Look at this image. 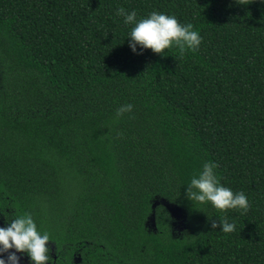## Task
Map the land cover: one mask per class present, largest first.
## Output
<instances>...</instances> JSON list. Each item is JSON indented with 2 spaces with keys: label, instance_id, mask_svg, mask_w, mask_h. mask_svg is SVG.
<instances>
[{
  "label": "trees",
  "instance_id": "1",
  "mask_svg": "<svg viewBox=\"0 0 264 264\" xmlns=\"http://www.w3.org/2000/svg\"><path fill=\"white\" fill-rule=\"evenodd\" d=\"M117 7L175 15L201 44L135 54ZM205 161L247 212L191 206ZM3 208L33 214L53 264H264V3L0 0ZM218 217L235 230L210 232Z\"/></svg>",
  "mask_w": 264,
  "mask_h": 264
},
{
  "label": "clouds",
  "instance_id": "2",
  "mask_svg": "<svg viewBox=\"0 0 264 264\" xmlns=\"http://www.w3.org/2000/svg\"><path fill=\"white\" fill-rule=\"evenodd\" d=\"M261 2L264 3V0ZM116 15L122 17L125 26L131 25V30L127 33L128 47L135 54L145 49L163 54V50L175 48L179 55L183 56L186 52L196 51L201 44L202 37L194 29L193 24H182L175 15L152 11L145 17L137 19L134 9L126 11L123 7H117ZM132 109L131 103L122 104L116 109L115 117L130 113ZM217 167L215 162L205 161L199 171L184 185L185 198L191 206L210 205L218 212L227 210L247 212L249 208L247 196L243 192H233L232 189L223 186L216 172ZM4 209L0 215L5 217L7 215L8 218H5V226L0 227V264H19L18 253L25 254L31 264H53L46 243L52 240L47 231L38 230L33 214L23 212L9 216ZM159 214L168 218V213L163 207H159ZM218 221L219 223L216 220L210 221V232H215L211 230L217 228L219 233L224 234L235 230V224L226 218L218 217Z\"/></svg>",
  "mask_w": 264,
  "mask_h": 264
},
{
  "label": "rangeland",
  "instance_id": "3",
  "mask_svg": "<svg viewBox=\"0 0 264 264\" xmlns=\"http://www.w3.org/2000/svg\"><path fill=\"white\" fill-rule=\"evenodd\" d=\"M172 215L173 218L176 220V222L179 224L180 222H182V217L181 214L179 212V210L177 208H172ZM179 227V226H177Z\"/></svg>",
  "mask_w": 264,
  "mask_h": 264
},
{
  "label": "water",
  "instance_id": "4",
  "mask_svg": "<svg viewBox=\"0 0 264 264\" xmlns=\"http://www.w3.org/2000/svg\"><path fill=\"white\" fill-rule=\"evenodd\" d=\"M173 208V207H172ZM169 209H171V206H170V208Z\"/></svg>",
  "mask_w": 264,
  "mask_h": 264
}]
</instances>
